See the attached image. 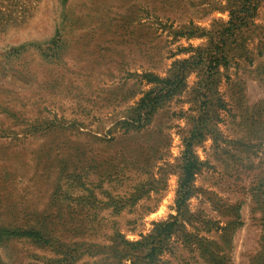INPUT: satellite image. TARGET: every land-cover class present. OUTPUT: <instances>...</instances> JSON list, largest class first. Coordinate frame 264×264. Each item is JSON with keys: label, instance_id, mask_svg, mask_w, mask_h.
<instances>
[{"label": "rangeland", "instance_id": "rangeland-1", "mask_svg": "<svg viewBox=\"0 0 264 264\" xmlns=\"http://www.w3.org/2000/svg\"><path fill=\"white\" fill-rule=\"evenodd\" d=\"M237 3L0 0V264H264V0L226 32Z\"/></svg>", "mask_w": 264, "mask_h": 264}, {"label": "trees", "instance_id": "trees-1", "mask_svg": "<svg viewBox=\"0 0 264 264\" xmlns=\"http://www.w3.org/2000/svg\"><path fill=\"white\" fill-rule=\"evenodd\" d=\"M237 9L230 10L231 19L227 23V27L224 31L231 29H237L251 20L256 13L257 10V2L258 0H236ZM252 21V20H251ZM183 62H180L182 64ZM177 73L171 75L165 79L159 80L160 83L164 84L162 90H165V95H170L174 88L176 87L177 76L180 75V72L177 70ZM151 101V100H150ZM143 100V104L145 106L144 109H152L151 102ZM195 161L192 156L184 157V165H183V177H182V188L186 186L187 182L190 180L193 169H194Z\"/></svg>", "mask_w": 264, "mask_h": 264}]
</instances>
